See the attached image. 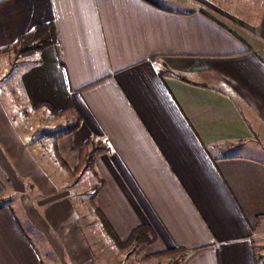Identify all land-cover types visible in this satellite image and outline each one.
Instances as JSON below:
<instances>
[{"label": "crops", "instance_id": "1", "mask_svg": "<svg viewBox=\"0 0 264 264\" xmlns=\"http://www.w3.org/2000/svg\"><path fill=\"white\" fill-rule=\"evenodd\" d=\"M47 28L9 97L76 129L15 131L19 103L0 98V264H124L140 247L139 262L264 264V162L237 149L264 141V0H0V62ZM101 220L151 243L117 248Z\"/></svg>", "mask_w": 264, "mask_h": 264}, {"label": "rangeland", "instance_id": "2", "mask_svg": "<svg viewBox=\"0 0 264 264\" xmlns=\"http://www.w3.org/2000/svg\"><path fill=\"white\" fill-rule=\"evenodd\" d=\"M12 52L10 53V56H8V58H6V61L0 62V72L4 71V65H9L8 66V73L3 76L4 79H2V81L0 82V98H2L3 100L6 101V98H9L11 101H13V103H19L21 101H19L18 99H16V97H12L14 99H12L10 96V92L8 91V89H10V86H14V87H19L21 85L20 83V72L21 69L25 66L23 64H25L26 62H30L32 61V58H29V56H27V54H29L30 52H22V48L18 45V43L16 44V46L14 47V49L11 50ZM10 71V72H9ZM17 95H19V91H17ZM17 101V102H15ZM19 101V102H18ZM10 103V101H9ZM4 107V111L6 114V119L7 122L10 126H12L13 130L15 131H21L19 130V128H25L27 131V128L29 126H32L34 129L33 132V136L34 138L37 137V134L40 131V128H42L43 132L46 134H62L68 130H71L72 128H74V122H72L71 120H68L67 118H64L63 121L58 120L57 121H51L50 118H48V116L46 117H42L40 114L35 115V117L32 116V113L30 112L29 108H26L24 106L23 103H19V104H15L13 108L9 107L10 105H7V103H5ZM8 127V125H6ZM29 130H31V128H29ZM33 138V141H34ZM253 145V151L249 150L250 147H252ZM257 145H259V147H263L264 149V141H256V142H250L247 145H245L244 147L240 148L237 147V149H239L240 151H242L241 153H244L248 156H251L253 158L262 160L264 162V155H259L256 152V148ZM86 149V148H85ZM84 149V150H85ZM84 160V158L82 159ZM87 160V157H86ZM83 162V161H82ZM5 174L4 172L0 171V183L3 185L7 184L4 182L3 178H4ZM88 172H87V177H88ZM56 177L55 175H52V178ZM81 177V176H79ZM87 177H82L84 180H87ZM71 179L73 182L76 181L79 182L78 178H75L73 176H67L66 179ZM83 179H81L82 181H84ZM21 180H23L24 182H26V180H30L27 179L25 176H21ZM77 182V183H78ZM85 182V181H84ZM79 184V183H78ZM79 187V186H78ZM73 190L74 189H70V191L73 194ZM77 191H79V189H77ZM93 193V191H89L88 194ZM19 196V194H15L13 197H11V201L17 199ZM74 200L78 199V196L73 195ZM89 200V199H88ZM0 202L2 203V207H4L5 205L8 207L10 206V202H9V198L6 196H2L0 195ZM82 222V221H81ZM100 222H97V225ZM96 234H100L101 230L100 227L95 230ZM145 252V249L143 247H140L136 252H131L125 255V263L124 264H157L159 261L161 260H153L151 262H144V261H137V258L141 256V254H143ZM261 254L264 255V249H262ZM171 260L175 261V257H171ZM261 260L264 261V257L262 256ZM102 264L104 263L103 260H101Z\"/></svg>", "mask_w": 264, "mask_h": 264}, {"label": "trees", "instance_id": "3", "mask_svg": "<svg viewBox=\"0 0 264 264\" xmlns=\"http://www.w3.org/2000/svg\"><path fill=\"white\" fill-rule=\"evenodd\" d=\"M39 33L40 32L38 30H34V32H32V33H29V34H26V35H23L20 37V39L18 41V45L22 48V52L27 53V52H30V51L35 50V49H44V48H47V47L54 44L55 36H54V32L51 28H47L43 35H39ZM6 50H7V48L0 50V54L6 52ZM50 113L53 116H58V115L62 114L61 111L57 112L54 110H51ZM74 126H75L74 128L66 131L64 134H69L72 131H74L76 129V125H74ZM97 189H98V187L94 188L92 195H90V202L93 204V206H94L95 193H97V191H98ZM1 208H2V203L0 202V209ZM94 211L97 214L99 213L95 207H94ZM101 223H102L105 231L107 232L108 236L113 241V243H114L113 245L117 248L127 249V248L132 247V246L139 247L141 245L151 243V240H150L151 238H150L149 232L145 227H139L136 230H134V232L130 236L129 240L124 244H120L118 242V240L115 238L114 234L111 232L106 221L101 220Z\"/></svg>", "mask_w": 264, "mask_h": 264}]
</instances>
